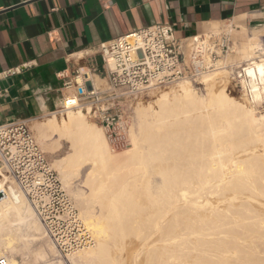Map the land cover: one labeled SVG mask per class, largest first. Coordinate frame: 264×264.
Listing matches in <instances>:
<instances>
[{
	"label": "bare ground",
	"instance_id": "1",
	"mask_svg": "<svg viewBox=\"0 0 264 264\" xmlns=\"http://www.w3.org/2000/svg\"><path fill=\"white\" fill-rule=\"evenodd\" d=\"M252 39L247 41L245 60L249 63L245 70L255 87L256 80L264 81V62L252 61L256 43ZM217 72L221 69L202 76L203 82L209 83L206 96L183 81L178 91L162 90L153 103L140 104L138 132L132 128L133 147L123 157L110 152L102 127L86 121L81 111L67 110L61 120L54 111L35 123L41 139L60 137L71 130L79 135L71 154L56 163L66 183L70 175L66 168L76 162L92 161L87 174L101 185L113 165L117 170L121 164L128 167L148 161L145 142L152 144L154 161L165 158L166 151L159 145L167 142L172 147L169 157L173 165L159 168L164 176L162 196H153L149 187L137 191L138 179L149 182V176H139L129 183L132 186L125 199L129 206L120 207L123 200L113 198L111 212L97 216L90 202L80 197L82 190L76 191L80 216L94 229L97 239L74 254H66L70 264H264V209L251 202L264 197V150L259 149H264V112H257L226 88L216 90ZM256 97L260 98L258 92ZM6 180L0 179V230L19 236L23 222L30 230H42L36 209L13 179V183ZM151 233H157L158 239L155 234L154 240H148ZM12 235L0 242L9 243L10 251L18 247ZM132 235L137 239L136 251L126 257V241ZM47 246L49 253L55 252V245ZM45 249L38 246L29 264H43L48 255Z\"/></svg>",
	"mask_w": 264,
	"mask_h": 264
},
{
	"label": "built area",
	"instance_id": "2",
	"mask_svg": "<svg viewBox=\"0 0 264 264\" xmlns=\"http://www.w3.org/2000/svg\"><path fill=\"white\" fill-rule=\"evenodd\" d=\"M236 31L233 24L222 23L178 37L174 23L157 22L103 41L98 48L103 64L97 78L82 68L70 77L65 72L58 74L68 79L64 82V104L57 112L81 110L104 129L111 150L119 151L131 144L133 118L129 107L151 87L180 81L197 83L204 74L225 68L248 98L256 99V92L261 97L264 81L256 80L254 87L245 70L249 62L228 60L241 45ZM254 46L252 61L264 62V33ZM18 71L19 67L0 72V81ZM0 163L31 201L60 252L72 253L94 242L92 230L81 218L28 121L0 124ZM6 263L0 254V264Z\"/></svg>",
	"mask_w": 264,
	"mask_h": 264
},
{
	"label": "crops",
	"instance_id": "3",
	"mask_svg": "<svg viewBox=\"0 0 264 264\" xmlns=\"http://www.w3.org/2000/svg\"><path fill=\"white\" fill-rule=\"evenodd\" d=\"M157 22L186 37L213 23L238 32L264 29V0H0V124L57 111L67 90L59 77L101 70L99 44ZM30 63L26 66V63Z\"/></svg>",
	"mask_w": 264,
	"mask_h": 264
},
{
	"label": "rangeland",
	"instance_id": "4",
	"mask_svg": "<svg viewBox=\"0 0 264 264\" xmlns=\"http://www.w3.org/2000/svg\"><path fill=\"white\" fill-rule=\"evenodd\" d=\"M220 24H222V23H213V24L206 26L204 29H207L210 26L216 27V26H219ZM263 31H264V29L256 30V31H252V32H246V31L237 32L236 31L235 36L238 37L239 40H241V45L236 50V53L229 55L228 60L230 62L240 63V62H243L245 59H247L248 56L245 53L248 46H249V45H247V44H249V42H247V41L251 40V37H254V39H252V41L257 42L259 35L264 33ZM87 72H89V71H87ZM95 78H97V77H95ZM102 82H104V81H102ZM181 82L185 83L183 81H180V82L173 83V84L151 87L150 89L145 91L143 94L139 95L137 98L134 99V101L132 102V105L129 108H130V111L132 114L133 128L135 129V131L138 132V107H139V105L142 103L145 105L149 104V103H153L154 97L162 90L178 91L179 85ZM188 82L192 85V87L200 95L206 96V93L208 92V88H209V83L206 84L205 82H203L202 78L197 83L191 82V81H188ZM222 87L226 88V90H228L227 91L228 93L234 94L235 96H237L239 98V100L244 102L246 105H248L250 107H254L257 110V112L258 111L264 112V95H262L260 98L259 97L256 98L258 100H256V99L252 100V99L248 98L246 96V94H244V91L240 88V86L237 85L235 83V81L232 80L230 70L225 69V68L221 69V72H217L216 81H215V89L216 90H218V88L221 89ZM72 111L77 112V111H81V110L74 109ZM67 113H68L67 111L57 112V118L59 120H61V118L66 116ZM82 113H83L84 119L86 121H89L91 123H95L94 121H92L88 117H86L84 112H82ZM50 115L51 114H46V115L40 116L38 118H35L33 120H29L28 125L31 128L38 144L41 146V148L45 151L46 155L48 156L50 162L52 163L53 168L58 172V174L62 180V183L64 185V188L67 190V192L72 197L76 207L79 210V213H81L82 211L80 210V207H78V202H77L78 196L76 194L77 190H82L81 192L83 193V195L81 193L80 197H82V199L84 198V200L86 202H90V204L92 206V210H93V212H95V214L97 216L105 215V214L108 215L111 212L110 211L112 208L111 206H113V203H111L113 198H120L121 200H123V202L118 203V205L120 207L130 205L125 201V199H127L126 198L127 192L132 186V185H129V183L132 180L137 179L139 176L141 177L143 175L149 176V182L148 183H145V182L142 183L141 181H139L140 179H138L137 191L149 187L150 191L153 193L152 194L153 196H155V197L162 196L161 192L163 191V188H164V176H163V174L159 168H161V166H163V167L167 166L168 167L167 163H169V167L173 165V159L170 158L172 147L169 143L164 142L158 146L160 149H164L166 151V154L164 155L165 158L159 159L160 161L159 160L154 161L153 156L151 155V151L153 148L152 144H150L149 142H145L143 144V148H144L145 153L147 155L148 161H146L143 165L132 164L131 166H128V167L121 164L117 170L114 169L116 166L113 165L114 168H112V170L106 176H103L104 182L101 185H97L96 183H93V182H96L94 180L95 179L97 180V178H95V179L93 178L94 179L93 180L92 177L87 174V171L90 172V170H91L90 168L92 166V161L85 160L82 162H76L77 164L74 167L66 168L67 173L70 174L69 178L67 180L68 182L66 183L64 181V179H62V175L59 173V169L56 167V163H58V161H61L60 159H65L67 156H69L71 154V152L74 150L73 144L76 141H78L79 135L74 133L71 130L69 133H64L60 137L46 136V137H43L41 139V137H40L41 134H39L37 132L36 127H35V123L42 121L43 119L46 120ZM150 119L151 118L148 117V120H150ZM95 124L99 125L97 123H95ZM103 131H104V129H103ZM104 135H105V132H104ZM130 138H131V144L127 148L119 150V151H112L111 148L109 147L107 138L105 136V139L107 141L110 152L116 157L125 156L126 152L133 147V141H132L131 135H130ZM262 147L261 146L259 147V149H261V151L264 150ZM155 148H157V146ZM161 160H163V161H161ZM0 169H1L0 170V179L4 178V180H6V178L4 177V174L8 175V173L3 170L1 165H0ZM11 179H12L11 177L9 180L7 179L6 183H9V182L11 183L12 182ZM87 179H89V180H87ZM15 184H16V182H15ZM23 196L26 198L29 205H32V203L28 200V198L24 194H23ZM207 196L209 197V199H211V201L212 200L214 201L216 198L213 194H208ZM0 200L2 201L3 199L1 198ZM236 201H239V199H237ZM251 202H252L253 206H255L256 208L260 207V208L264 209V197H261L260 199H251ZM32 207L34 208L33 205H32ZM1 213H2V210L0 209V214ZM2 216L3 215H1L0 218ZM36 217H39V216L36 215ZM39 220H40V218H39ZM42 227H43L42 230H36V231L34 230L33 231V230H30L27 223L25 224V222H23L21 224V227H19V228H21L19 230L20 235L19 236L18 235L13 236L11 234L12 237H15L14 238V242H15L14 245H16L18 247H16L14 250L10 251L11 246L9 243L8 244L4 243V245H2V243L0 244V254L2 256L6 257V259H7L6 264H14V262H15V264H18V263L23 264L24 261L25 262L27 261L25 264H29L32 257H33V259L35 258V254H34L35 251L34 250H36L38 246L40 247L41 244L44 245V248H46L45 250L48 252V255L46 254L47 257H45L43 259L44 260L43 264H45V263L70 264L68 257H66L67 255L65 253L60 252L59 249L57 248L56 244H53L54 242L51 239V237L49 236V234L47 233V230H46L43 223H42ZM16 228H18V226H16ZM92 231L94 232V229ZM6 234H7L6 230H4V231L2 229L0 230V238H1L0 242H2V239H7V238H9V236H11L10 234L9 235L8 234L6 235ZM151 234H152L151 236H149L150 234L148 235V237H147L148 240H150V239L154 240V238L156 236L155 234H157V233H151ZM153 235H154V237H153ZM128 237H127L128 241H126V244L129 245V246H127V248H128L127 253H129V255L127 256V253H125L126 257H129L131 255V253L136 251L135 242L137 241V239L134 240L135 236H133V235H132V238L130 236H128ZM151 237H153V238H151ZM95 239H97L96 233H95ZM157 239H158V234H157V237L155 240H157ZM142 240H143V238L141 239V241ZM141 241H138V244H141V243H139ZM150 241H152V240H150ZM129 242L131 245H133V244L134 245L131 246L129 244ZM45 243H46V246L48 245V243H50L51 245H55L56 246L55 252L49 253L50 250L48 249V246L47 247L45 246ZM17 248L20 249V251ZM21 253H24V254H21ZM71 254H74V253H71ZM261 256L264 257V252L261 253ZM140 259H141V257H140ZM41 261H42V259L39 260V263H41Z\"/></svg>",
	"mask_w": 264,
	"mask_h": 264
},
{
	"label": "water",
	"instance_id": "5",
	"mask_svg": "<svg viewBox=\"0 0 264 264\" xmlns=\"http://www.w3.org/2000/svg\"><path fill=\"white\" fill-rule=\"evenodd\" d=\"M8 82H9V81H7V80H2V81H0V85H2V84H6V85H7Z\"/></svg>",
	"mask_w": 264,
	"mask_h": 264
}]
</instances>
